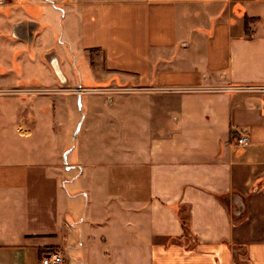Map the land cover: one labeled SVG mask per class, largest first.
I'll use <instances>...</instances> for the list:
<instances>
[{
    "label": "crops",
    "instance_id": "crops-1",
    "mask_svg": "<svg viewBox=\"0 0 264 264\" xmlns=\"http://www.w3.org/2000/svg\"><path fill=\"white\" fill-rule=\"evenodd\" d=\"M42 77L134 87L92 94L79 122L135 146L111 157L82 141L69 166L47 156L30 105L7 93ZM50 251L65 264H264V0L0 3V264Z\"/></svg>",
    "mask_w": 264,
    "mask_h": 264
},
{
    "label": "rangeland",
    "instance_id": "rangeland-1",
    "mask_svg": "<svg viewBox=\"0 0 264 264\" xmlns=\"http://www.w3.org/2000/svg\"><path fill=\"white\" fill-rule=\"evenodd\" d=\"M44 11L46 10H43V12ZM46 12L48 13V17L45 19L48 22L51 21L52 26L59 28L58 23L56 25V22L54 21L56 17L53 14H49L50 11L47 10ZM51 47H53L52 49L57 53L58 57H60L62 61L67 59L71 62L69 47L64 46V48H62L59 45ZM41 60H43V63L45 62V58L41 57ZM31 65V72H41L40 76H42V72H44V70L39 68L38 64L32 63ZM70 68L72 69L73 66L71 65ZM74 75L77 80L81 78L85 81V73H83V71H79V76L77 71L74 70ZM45 79L46 78L42 77V80L39 79L37 83L28 84L24 87L8 89L7 93H9L12 98L17 99L18 102L24 101L30 105L32 122L31 128L34 132H37L39 128H41V141L46 142V145L43 147L45 150L47 149V156L50 155L49 153H54L60 157L64 166H69L75 164L74 157L78 155V147L82 141L86 142V140H88L90 142L93 139L96 140L95 145H86L85 152H103L105 147V154L111 157H116L120 151L122 152L124 150L125 152V148L128 146L131 148L135 146L134 144L128 145L126 143V138H118L117 133L126 131L121 130L122 128H117L118 130L115 131V135L114 130H111L112 133L109 135V137H111L110 141L115 138L118 139L119 142L117 141L116 144H110L107 146L101 142L102 136L98 135V132L103 131L102 128L97 129L95 127H91L90 129L85 130L79 122L86 113V107L92 106L90 103V96L92 94L109 95L110 93H133L135 92L134 87H109L106 86L108 84L92 86L90 84L81 83L80 89L78 88L77 83L70 82L69 84H59L56 81L49 82ZM87 102H89L88 105ZM38 104L41 106L45 105L48 107L46 110H50V112L44 117H41L40 120L33 110V108H36ZM131 105H134V103H131ZM33 118H35V120ZM76 119L77 123L75 122ZM128 132L129 138H135L140 135V131L138 132V130L133 127L129 128ZM145 136H148V134ZM105 137L107 141L108 134H106ZM75 172L76 169H74L71 173L69 172L68 176L71 177Z\"/></svg>",
    "mask_w": 264,
    "mask_h": 264
},
{
    "label": "built area",
    "instance_id": "built-area-1",
    "mask_svg": "<svg viewBox=\"0 0 264 264\" xmlns=\"http://www.w3.org/2000/svg\"><path fill=\"white\" fill-rule=\"evenodd\" d=\"M9 0H0V3L8 2ZM80 88V87H78ZM81 89V88H80ZM246 136L244 134H240L235 144L237 146H242L246 144ZM42 264H65V256L61 251H50L41 257Z\"/></svg>",
    "mask_w": 264,
    "mask_h": 264
},
{
    "label": "trees",
    "instance_id": "trees-1",
    "mask_svg": "<svg viewBox=\"0 0 264 264\" xmlns=\"http://www.w3.org/2000/svg\"><path fill=\"white\" fill-rule=\"evenodd\" d=\"M248 20L246 19L245 22H247Z\"/></svg>",
    "mask_w": 264,
    "mask_h": 264
},
{
    "label": "bare ground",
    "instance_id": "bare-ground-1",
    "mask_svg": "<svg viewBox=\"0 0 264 264\" xmlns=\"http://www.w3.org/2000/svg\"><path fill=\"white\" fill-rule=\"evenodd\" d=\"M81 88V87H80Z\"/></svg>",
    "mask_w": 264,
    "mask_h": 264
}]
</instances>
